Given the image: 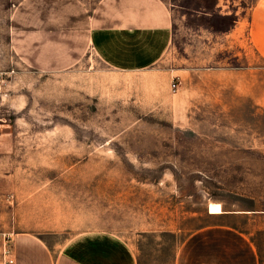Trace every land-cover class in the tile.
<instances>
[{
	"label": "rangeland",
	"instance_id": "374dc122",
	"mask_svg": "<svg viewBox=\"0 0 264 264\" xmlns=\"http://www.w3.org/2000/svg\"><path fill=\"white\" fill-rule=\"evenodd\" d=\"M162 1L166 52L120 72L89 42L102 0H0V144L13 139L0 174L33 181L21 202L44 229L116 234L139 264H174L222 211L245 217L264 264V62L248 38L260 0ZM13 195L0 191V212Z\"/></svg>",
	"mask_w": 264,
	"mask_h": 264
},
{
	"label": "crops",
	"instance_id": "0c3cea01",
	"mask_svg": "<svg viewBox=\"0 0 264 264\" xmlns=\"http://www.w3.org/2000/svg\"><path fill=\"white\" fill-rule=\"evenodd\" d=\"M103 2L106 12L95 19L89 32L96 55L115 71L153 67L172 40V18L166 4L162 0ZM248 38L264 62V0L250 12ZM33 185L26 173L0 174V191L18 198L3 201L0 212V233L9 238L13 264H139L134 247L116 234L88 231L71 235L67 229H44L43 214L36 212L34 201L21 202L20 193L35 190ZM238 214H209L216 222L186 238L175 252L174 264H260V252L237 226V221L245 218Z\"/></svg>",
	"mask_w": 264,
	"mask_h": 264
},
{
	"label": "built area",
	"instance_id": "2783aa9c",
	"mask_svg": "<svg viewBox=\"0 0 264 264\" xmlns=\"http://www.w3.org/2000/svg\"><path fill=\"white\" fill-rule=\"evenodd\" d=\"M2 83V78L0 77V85ZM172 88H175V85H172ZM1 90V88H0ZM1 92V91H0ZM1 123H0V127H1ZM9 238L5 235L0 233V248H1V252H0V257L2 259V264H13V261L10 259L11 253H10V249H9Z\"/></svg>",
	"mask_w": 264,
	"mask_h": 264
}]
</instances>
